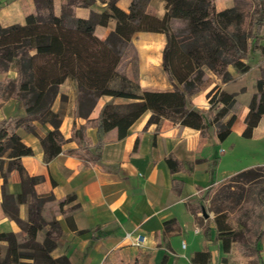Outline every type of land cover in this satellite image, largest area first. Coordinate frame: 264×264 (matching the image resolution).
Segmentation results:
<instances>
[{
    "label": "trees",
    "instance_id": "16d2710c",
    "mask_svg": "<svg viewBox=\"0 0 264 264\" xmlns=\"http://www.w3.org/2000/svg\"><path fill=\"white\" fill-rule=\"evenodd\" d=\"M116 1L108 0L106 10L91 12L87 18L80 19L75 17V8L87 7L93 0H63L58 11L54 0H33L34 9L25 15L23 25L0 26V74L10 70L16 72L14 78L0 80V105L14 99L23 111L19 116L0 121L1 205L6 216L25 232L23 238L17 239L10 232L0 233V242L7 243L0 264H67L66 257L53 258L50 254L60 237L61 226L54 219L42 217L44 203L54 200V197L35 193L34 186L42 178L28 175L23 169L20 157L29 156L32 151L15 134L17 128H22L37 136L46 162L61 152V145L65 142L59 131L63 114L61 111L55 113L51 107L56 100L58 86L65 80L75 82L74 115L85 119L84 125L73 123L70 139L76 142L77 147L66 153L85 163L95 164L100 160V153L96 151L103 144L100 135L115 129L116 136L124 138L129 127L146 111L151 112L147 124L157 125L166 119L196 129L200 134L214 126L218 139L225 140L229 136L233 116L227 123L222 118L232 107L233 97L221 94L226 98L225 107L211 115V122L205 120L203 110L189 105V97L202 84L204 68L222 83H227L233 79L229 66L239 74L249 69L245 59L251 45L264 56V47L255 43L264 22L263 0H253L255 7L251 12L235 6L217 11L214 0H161L166 9L161 18L145 13L149 0H131L128 12L117 8ZM172 19L185 21V34H175L171 27ZM111 21L115 23L114 29L105 39L94 35L96 26L107 27ZM140 32L165 35L161 64L172 82L170 91H140L137 82L117 71L122 50L133 35ZM259 71L260 77L255 83L257 91L248 103L249 111L245 117V137L251 136V128L257 123L258 116L264 113V64L260 65ZM116 81L118 85L113 87ZM106 90L138 96L140 100L104 103L98 117L88 120V114ZM60 96L64 102L66 97ZM35 122L40 125L47 123L52 130L39 136ZM88 126L97 129L99 139L95 144L85 137ZM165 162L172 173L183 167L173 157H167ZM12 171H17L21 183V191L15 195L10 194L6 187L7 175ZM260 171H264V165L244 169L220 183L213 200L216 206L213 224L216 239H220L224 253L231 251L232 239L235 238L242 252L252 253L255 261L264 264L259 248L264 228L247 238L243 232L232 231L229 218L231 211L249 201L264 221V181L254 186L250 190V200H245V184L258 178ZM174 183L173 189L178 191ZM212 188L207 189V195L202 198L208 197ZM21 204L26 209L25 220L19 218L18 207ZM188 207L195 221L202 218L196 216L198 210L195 207L191 204ZM65 222L71 230L76 229L71 216H66ZM197 223L202 225L199 221ZM210 231L207 221L202 228L205 240H210ZM210 257L208 250L194 252L191 264H208Z\"/></svg>",
    "mask_w": 264,
    "mask_h": 264
},
{
    "label": "crops",
    "instance_id": "0c3cea01",
    "mask_svg": "<svg viewBox=\"0 0 264 264\" xmlns=\"http://www.w3.org/2000/svg\"><path fill=\"white\" fill-rule=\"evenodd\" d=\"M62 1L54 0L56 11ZM107 1L94 0L87 7H76L75 17L82 19L91 12L100 13L107 9ZM130 2L117 0L115 6L128 12ZM214 5L217 11L235 6L234 0H214ZM33 9V0H0V26L23 25L25 15ZM145 13L163 17L166 13L164 2L161 1L153 10L147 8ZM114 25L111 21L107 27L96 26L94 35L105 39ZM258 33L257 45L264 47V22ZM135 34L140 36L138 44L130 42L128 45L137 52L140 91H170L173 85L161 64L165 35L156 32ZM260 55L257 48L247 55L245 62L249 69L242 74L229 66L233 80L227 83H222L208 69H204L202 84L189 97V105L203 110L207 122H211L214 112L225 107L226 98L221 97L222 93L233 97L232 107L222 118L227 123L233 116L229 136L225 140L218 139L214 126H209L200 134L196 129L166 119L160 120L157 125L147 124L151 112L146 111L129 127L124 138H118L115 129L100 135L103 144L96 151L100 153V160L95 164L85 163L66 153L77 147L76 142L70 139L73 123L84 125L85 119L74 115L75 82L69 79L60 84L58 88H70L68 92H59L68 97L66 109H61L59 97L51 107L55 113L61 111L63 114L59 131L65 142L61 145V152L46 162L38 137L22 128L15 130L22 143L32 151L29 156L20 157L23 169L28 175L42 178L34 186L35 193L54 197V200L45 202L41 210L44 219H54L61 226L60 237L50 252L52 257L64 256L67 264H191L194 252L208 250L211 255L208 264H253L252 253L242 252L235 238L232 239L231 251L224 253L220 239H213L212 216L210 220L203 218V221L209 220L210 240H205L202 235V225L196 232L197 221L188 204L195 203L207 189L223 183L231 175L264 165V160L255 159L258 154L255 150H249L248 158L244 160L235 152L241 141L247 140L251 143L249 145H255V142L264 139V113L258 116L257 123L251 128V136L243 135L247 126L248 103L256 94L255 83L260 77L259 67L255 64ZM15 75L16 72L10 70L0 74V80L12 79ZM137 100H140L138 96L103 91L87 119H96L104 103ZM22 112L14 99L4 101L0 105V121L12 119ZM34 125L39 136L52 130L47 123L40 125L35 122ZM85 137L95 144L99 139L97 129L88 126ZM167 157H173L183 167L170 172L165 162ZM230 164L235 168L228 171ZM173 181L178 191L173 189ZM2 183L0 176V233L10 232L16 239L23 238L25 232L3 212ZM6 184L10 194L20 193L17 171L7 175ZM25 210L23 204L19 205V218L22 220L26 219ZM66 216H71L76 229L68 227ZM137 234L145 237L139 246L134 244ZM213 242L215 245L211 252L209 244ZM6 246L5 241L0 242V261ZM262 248L261 258L264 257V245ZM222 258L225 260L222 261Z\"/></svg>",
    "mask_w": 264,
    "mask_h": 264
},
{
    "label": "rangeland",
    "instance_id": "374dc122",
    "mask_svg": "<svg viewBox=\"0 0 264 264\" xmlns=\"http://www.w3.org/2000/svg\"><path fill=\"white\" fill-rule=\"evenodd\" d=\"M99 1L103 2V0H99ZM93 2H94V0H93ZM160 2H161V0H149L145 7H146V9L148 8L149 10H153V9H155V7H158ZM234 5H235V7H238V8H244V9L248 10L249 12L253 11L254 7H255L253 0H234ZM170 21H171V27L173 28L176 35L180 36V35L185 34V31H183V28L185 27V21H183V20L179 21V20H175V19H172ZM257 34L259 35L258 32H257ZM256 38L258 39V36ZM139 39H140V36L137 34H134L133 37L131 38L130 42L132 44H138ZM257 39H256L255 43L258 42ZM254 50H255V48L252 47V45H251L250 49L247 51V55L254 52ZM122 51H123L122 58H121L120 62L118 63L117 71L120 74H123L124 76L130 78L132 81L137 82L138 81V79H137V76H138L137 52L134 50V48L131 45L126 46V48H124ZM255 64L257 67H260V65L264 64V56L260 55L259 59L256 60ZM204 69H207V68H204ZM232 80H230V81H232ZM230 81H228V82H230ZM116 85H118V81L113 83V87ZM63 91L68 92V91H70V88L64 87V86L58 88V93L56 96L59 97V100L61 97L59 92L63 93ZM65 97H66V100L64 102H61V100H60V107L63 110L66 109L67 104H68V97L67 96H65ZM248 142L249 141L244 140V141H241V143H244V144H241V143L237 144V148H236L235 152L241 156V159L244 160L245 158H248V151L249 150H255V152L258 153L255 156V159L257 161L264 160V139L258 140L257 142H255V145H249L251 143H248ZM233 168H235V167H233V165L230 164L229 168H227V169H228V171H230ZM259 174H258L259 175L258 178H256L253 181L246 183L244 186L245 190L247 191L245 194V200L246 201L250 200V197H251V191L250 190L254 186H257V185H259V183L264 181V171H260ZM219 185L220 184H216V186H214L212 188L211 192L208 194V197L202 198L203 196L207 195V192L205 191L203 196L199 200H197V201H195V203L191 204L192 207H195L198 210V217H202L200 210H202L204 208L205 211L212 216L211 218L210 217L209 218L211 219V221H213L214 217L216 216V214L214 213L216 206H215L213 200L215 198L217 187ZM198 204L200 205V207L198 206ZM209 218H207V219H209ZM229 218L231 220L232 231L235 233H238V234L243 232V234H247V238L253 236L254 232L256 230L264 228V221L259 217V214H258L257 210L255 209V206L251 205L249 201H247L246 204H243L242 206L231 211V213H229ZM202 219H203V217L201 219L198 218L197 221H199L200 224H202V226H204L207 221H203ZM213 228H214V224H213ZM215 238H216V235L213 236V239H215ZM263 242H264V236H263L261 243L259 245L260 250H263V248H262L264 245ZM214 245H215V242H213V244H209V248H210L209 250H211V252H213ZM0 254H1V251H0ZM261 261L264 263V257L261 258ZM253 264H260V263H258V261H255V259H254Z\"/></svg>",
    "mask_w": 264,
    "mask_h": 264
},
{
    "label": "built area",
    "instance_id": "2783aa9c",
    "mask_svg": "<svg viewBox=\"0 0 264 264\" xmlns=\"http://www.w3.org/2000/svg\"><path fill=\"white\" fill-rule=\"evenodd\" d=\"M195 231L196 232H199L200 231V225L196 223L195 225ZM126 237H128V235H126ZM135 237V240H134V244L136 246H139L140 244L143 243V241L145 240V237L141 234H137L134 236ZM184 246V243H182V247Z\"/></svg>",
    "mask_w": 264,
    "mask_h": 264
},
{
    "label": "water",
    "instance_id": "95a60500",
    "mask_svg": "<svg viewBox=\"0 0 264 264\" xmlns=\"http://www.w3.org/2000/svg\"><path fill=\"white\" fill-rule=\"evenodd\" d=\"M201 215H202V217H203L204 219H207V218H209V217L211 216V215H209V214L205 211L204 208L201 210Z\"/></svg>",
    "mask_w": 264,
    "mask_h": 264
}]
</instances>
